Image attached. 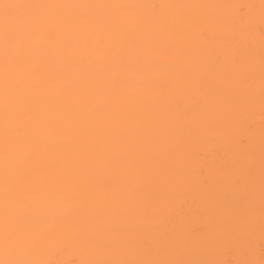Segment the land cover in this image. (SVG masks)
<instances>
[{"label":"bare ground","instance_id":"bare-ground-1","mask_svg":"<svg viewBox=\"0 0 264 264\" xmlns=\"http://www.w3.org/2000/svg\"><path fill=\"white\" fill-rule=\"evenodd\" d=\"M125 4L166 5L168 29ZM262 33L261 0H0V174L6 145L66 172L94 241L53 259H235L213 249L246 202L260 258ZM35 62L51 81L30 74Z\"/></svg>","mask_w":264,"mask_h":264},{"label":"snow or ice","instance_id":"snow-or-ice-1","mask_svg":"<svg viewBox=\"0 0 264 264\" xmlns=\"http://www.w3.org/2000/svg\"><path fill=\"white\" fill-rule=\"evenodd\" d=\"M35 7L36 5H29ZM21 5H4L6 10ZM47 7H55L48 5ZM81 7H95L82 5ZM129 11L139 7L151 9V20L160 32L168 29L162 9L166 5H116ZM264 9V0H261ZM264 38V33H262ZM151 43L164 49L163 37H154ZM15 56L23 61L26 53L18 49ZM7 61V50H6ZM164 68V65H161ZM8 72L6 63V73ZM30 74L41 81H51L48 67L42 62L31 65ZM12 84L10 76H6V89ZM23 81L17 82L20 89ZM39 96L38 90H33ZM18 137L24 135L22 127L13 130ZM5 135L7 137L8 130ZM76 191L68 174L44 162L39 155L31 154L13 158L7 148L3 171L0 174V264H61L52 256L61 251L70 240L88 247L94 241L80 228L77 215L72 211L75 202L70 194ZM252 192L250 185L245 190V199L250 201ZM225 207L232 205L225 204ZM250 203L236 206L234 222L223 232L217 241L213 253L227 256L233 250L235 259L213 258L205 260H119L104 258L80 259L79 264H264V247L260 258H256L255 242L251 234ZM261 239L264 240V178L261 186ZM145 247L149 245L145 244Z\"/></svg>","mask_w":264,"mask_h":264},{"label":"rangeland","instance_id":"rangeland-1","mask_svg":"<svg viewBox=\"0 0 264 264\" xmlns=\"http://www.w3.org/2000/svg\"><path fill=\"white\" fill-rule=\"evenodd\" d=\"M262 248V247H261Z\"/></svg>","mask_w":264,"mask_h":264}]
</instances>
